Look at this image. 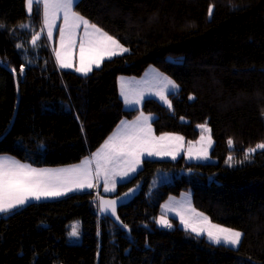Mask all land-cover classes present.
<instances>
[{
	"label": "trees",
	"instance_id": "1",
	"mask_svg": "<svg viewBox=\"0 0 264 264\" xmlns=\"http://www.w3.org/2000/svg\"><path fill=\"white\" fill-rule=\"evenodd\" d=\"M74 11L129 51L87 75L61 69L42 34L40 7L29 16L26 0H0V155L37 168L75 165L122 120L146 113L155 134L187 141L199 139L206 122L216 161L143 160L113 195L134 190L118 209L127 230L99 214L105 194L95 189L4 214L0 264H264V149L244 159L264 143V0H79ZM237 27L238 43L230 36ZM150 67L177 83L171 107L150 98L128 109L120 77H142ZM159 172L174 180L155 187ZM186 192L213 222L242 232L238 247L198 237L176 218L171 228L157 223L163 203ZM78 220L84 241L71 243Z\"/></svg>",
	"mask_w": 264,
	"mask_h": 264
},
{
	"label": "snow or ice",
	"instance_id": "2",
	"mask_svg": "<svg viewBox=\"0 0 264 264\" xmlns=\"http://www.w3.org/2000/svg\"><path fill=\"white\" fill-rule=\"evenodd\" d=\"M40 0H26L29 16L31 15L33 4L39 5ZM79 0H43L44 9V24L48 28V37H52V28L55 26V19L60 12H63V26L60 27V47L63 51L56 50L55 55L57 62L61 68H71V49L75 45L76 30L83 26L84 38L80 42V67L76 68L77 72L87 75L92 70V65L95 64L97 68L100 67L101 61L107 56L111 58L118 54L128 52L129 49L124 47L119 40L109 35L96 24L91 23L88 19L81 16L73 9L78 7ZM38 11V8H37ZM211 15V8L209 9ZM0 25V28H3ZM22 28H30V25H20ZM39 39V33L32 36L31 43L36 44ZM16 47L20 49L22 45L17 44ZM24 66L21 65V73ZM15 71V69H13ZM161 76L163 74H160ZM165 88L178 87L174 81L167 77H163ZM125 102L130 103L125 93ZM165 103L171 107V102L167 99L164 93L157 92ZM191 98V97H190ZM131 103H139V100L131 101ZM150 116L141 113L134 121H121L117 131L110 136L101 146L94 157L99 161L101 158L109 162H122L126 167L124 170L112 173L111 187H109V176L106 170L105 187L104 190L114 191L116 186L115 175L128 177L129 173L135 172L137 166L141 162V157L147 156H171L173 159L179 150V142L183 140L181 136L163 135L155 137L152 135L151 125L149 123ZM205 131H209L207 123L199 125ZM204 137L201 136V140ZM209 144L211 137H208ZM165 142H176L175 146H171ZM229 148L233 147V140H228ZM257 149H264V143L257 144L255 148H249L245 151L244 159H248L252 153ZM189 157H192V150L189 148ZM196 158H207V149H203L196 154ZM233 157L229 155L226 163L231 164ZM242 163L243 161H238ZM89 161L85 159L81 165L74 166L69 169L57 170L55 172L45 169L33 168L30 164L21 163L10 156H0V214H8L13 210L22 207L29 203L30 200H40L47 197H58L65 195L67 192L74 189H84L94 187L91 180V172L88 168ZM99 174V164L97 168ZM134 191L130 189L129 192ZM124 196H128L125 193ZM117 199H121L117 197ZM117 200L105 201L101 198L100 210L101 212L111 211L112 215L116 212ZM194 211V210H193ZM197 216L202 217L201 224L203 226L197 227L190 224L187 219L181 216V223L185 230L190 229L196 236L206 234L208 239L215 244H226L231 246H238L241 242L242 233L228 227L214 224L203 213H196ZM118 219V217H117ZM158 224L164 227L171 228L172 224L165 217H160L157 220ZM124 227H127L125 225ZM71 236H77L76 228H73L70 233Z\"/></svg>",
	"mask_w": 264,
	"mask_h": 264
},
{
	"label": "rangeland",
	"instance_id": "3",
	"mask_svg": "<svg viewBox=\"0 0 264 264\" xmlns=\"http://www.w3.org/2000/svg\"><path fill=\"white\" fill-rule=\"evenodd\" d=\"M35 6H39L40 7L41 18L43 20L44 13H42V8H43L42 3L39 4V5L33 4L32 12H33V9H34ZM27 11H28V6H27ZM32 12H31V14H32ZM28 13H29V11H28ZM62 21H63V12H60L58 14L57 18L55 19V26L52 28V37L49 38L50 42L52 44L53 55H54L55 61H56L58 66H59V64L57 62L56 55H55V51H56L55 43L57 41V40L55 41V38L56 39L58 38V50L62 51V53H63L64 50H62L60 48V32H59L60 27L63 26V23H64V21L63 22ZM42 27H43V24H42ZM47 33H48V28H47ZM42 34L45 35L44 28H42ZM230 36H231V40L232 41L237 39L236 43L240 42V39H242V31H241V29L239 27L235 28L233 31L230 32ZM82 38H84V31H83V28H79V29L76 30V35H75V41L76 42H75V45L71 49V62L74 65V67L75 66L80 67V59H79V57H80V46H79V40H81ZM125 53H123V54H125ZM119 55H122V54H119ZM74 71H76V69H74ZM90 72H88V73H90ZM160 74H163V75L161 76ZM163 77H167L170 80L174 81L171 77H169L168 75L162 73L161 71H159L155 67H150L142 77H127V76L120 77V94H121V97L125 101V95H122V92H123V93H125L127 95L128 100L130 101V103H126L125 102L126 107L128 109L141 108L143 103H144V101L146 99H150V98L159 99L162 103H164L165 105H168L167 103H165L164 100L161 99V97L159 95H157V92H161L162 91L164 93V95L167 96V99L169 100L168 95L170 93L176 92L178 90V87L171 88V86H167L165 88V82L163 80ZM175 84L177 85L176 82H175ZM136 100H139V103H131V101H136ZM144 114L147 115V116H150V119L154 118V115L146 114V113H144ZM207 128L210 129V127L208 125H207ZM151 130H152V135L155 136V137H160V136H163V135L181 136V137H183L180 134H173V133L157 135V134H155L152 126H151ZM201 136L204 137L203 140H201V137H200L199 139L194 140V141H187L183 137V140L179 142V150H178V153H177L175 159H177V158H179L181 156H185L187 161H189V162H215L216 160L211 156V150H212L213 145H214V140H213L212 135H211V130L209 132V131H205L204 129H202ZM209 136L211 137V143L210 144H209V141H208V137ZM165 143H168L171 146H175V144H176V142H165ZM189 148H191V150H192V157L191 158L188 155ZM205 148L207 149V158L206 159L205 158H196V154L201 152ZM145 159L163 160V159H173V158L171 156H156V155L147 156V155H144V156L141 157V162L137 166L136 171L129 173L128 177H124L122 179L121 176H119V175H115L114 176V179L116 180V186L118 187V185L120 183H124V182L130 180L133 176H135L136 173L142 168L143 160H145ZM235 162H236L235 160H232L231 164L234 165ZM125 167L126 166L122 162H117V161L109 162V161L106 160V163L103 166V168L99 169V174L98 175H100L101 182H103L104 185H105L106 170H107L108 176H109V185L108 186L111 187V179L113 178L112 177V173L114 171H116V172L122 171V170L125 169ZM189 172L190 171L187 172L186 170H184L183 173L184 174H188ZM91 176H92V171H91ZM173 180H174V175L171 172H159L155 176V178L153 180V185L155 187H158V186H160L161 184H163L165 182H172ZM103 191L105 193H107L105 190H103ZM196 213H202V212L197 210L194 207V205L192 203V195H191L190 192L183 193L181 196H172V197H170L166 201V203H165V205H164V207L162 209V216L165 217L169 221V223H170V218H176V219L179 220L180 225L183 228H185V227L181 223V216H183L185 219H187L189 221V223L193 224L194 226H197V227L203 226L200 223L201 220H202V217L197 216ZM204 215L207 216L206 214H204ZM210 221L212 223H214V224H217V223L213 222L211 219H210ZM159 225L161 227H164L161 224H159ZM218 225H220V224H218ZM221 226H223V225H221ZM224 227H226V226H224ZM73 228H76V230L78 232V235L77 236H71L70 235V237H69L70 238V242L71 243H82L84 241L83 222L80 221V220L73 222L71 224V232H72ZM228 228H230V227H228ZM188 230L191 231L190 229H188ZM201 236L207 237L206 234H202ZM207 239H208V237H207ZM224 245H226V244H224ZM228 246L236 248L239 245L238 246L228 245Z\"/></svg>",
	"mask_w": 264,
	"mask_h": 264
},
{
	"label": "crops",
	"instance_id": "4",
	"mask_svg": "<svg viewBox=\"0 0 264 264\" xmlns=\"http://www.w3.org/2000/svg\"><path fill=\"white\" fill-rule=\"evenodd\" d=\"M41 3H42V5H43V0H40L39 4H41ZM34 4H36V3H34ZM42 13H44V9H43V8H42ZM61 20H62V19H61ZM62 22H63V21H62ZM42 24H43V28H44V31H45L46 39H47V41H48L50 47L52 48V44H51L50 39H49V37H48V35H47V27H46L45 24H44V18H43V20H42ZM80 28H83V26H81ZM56 40H57V41H56ZM55 41H56V43H55V45H56V50H58V38H57V39L55 38ZM80 42H81V40H79V46H80ZM60 48H61V47H60ZM118 55H119V54H118ZM112 57H114V56H112ZM112 57H111V58H112ZM106 59H110V58L106 56V57L101 61V63H102L104 60H106ZM58 67H59V66H58ZM77 67H78V66H75V67H74V65H73V67H71V68H61V67H59V68H61V69H68V70H72V69H73V70H74V69H76ZM94 68H96L95 64L92 65V70H93ZM78 73L84 75V74L81 73V72H78ZM134 120H135V119H134ZM134 120H123V121L131 122V121H134ZM152 120H153V119H150V120H149V123H150L151 126H152ZM119 125H120V124H119ZM119 125H118V126H119ZM152 127H153V126H152ZM117 128H118V127H117ZM117 128H116V130H115L114 132L117 131ZM153 130H154V128H153ZM114 132H113V133H114ZM113 133H112V135H113ZM112 135H111V136H112ZM99 149H101V147H100ZM99 149H98V150H99ZM98 150H97V151H98ZM97 151H96V152H97ZM96 152H94V153H96ZM94 153H92L89 157L86 158V159L90 162L89 165H88V168H89L90 172L92 171L91 180H92V183H93L94 187H92V188H84V189H82V190H83V191H89V190H91V189H95L97 192L99 191V192H102V193L105 194V195L113 196V195H115V193L117 192V188H118V187L116 186L114 191H108L107 193H105V192L103 191L105 185H104L103 182H101V180H100V175L97 174L98 164H99V169L103 168V166H104L105 163H106V159L101 158V159L98 161L97 158L93 156ZM0 156H9V155H0ZM10 157H12V156H10ZM13 158H14V157H13ZM15 159H16V158H15ZM16 160H17V159H16ZM84 160H85V159H84ZM84 160H83V161H84ZM83 161H82V162H83ZM20 162H21V161H20ZM82 162H80V163H78V164H75V165L63 166V167H44V168H37V167H34V166H32V167H33V168H36V169H45V170H50V171L55 172V171H57V170L69 169V168H72V167H74V166L81 165ZM21 163H23V162H21ZM82 190H81V189H74L73 191L67 192L65 195L58 196V197H47V198H41V199L38 200V201H44V200H55V199L62 198V197H64V196H66V195H68V194H71V193H74V192H82ZM99 192H98V193H99ZM36 201H37V200H30L29 203L36 202ZM29 203H28V204H29ZM165 203H166V202L163 203V205H162V209H163ZM26 205H27V204H26ZM24 206H25V205H24ZM13 211H14V210H13ZM2 215H4V214H0V216H2ZM179 223H180V222H179Z\"/></svg>",
	"mask_w": 264,
	"mask_h": 264
},
{
	"label": "water",
	"instance_id": "5",
	"mask_svg": "<svg viewBox=\"0 0 264 264\" xmlns=\"http://www.w3.org/2000/svg\"><path fill=\"white\" fill-rule=\"evenodd\" d=\"M17 88H18V83H17ZM128 193V196H124V194L122 195H116V196H108V195H102L99 197V214L103 217H109L114 223L118 224L119 226L123 227V223L121 221V219L119 218L118 215V209L124 205H127L128 203H130L133 195H134V191L132 192H126ZM117 197H120L121 199H117ZM101 198H103L105 201H110V200H117V204H116V212L115 215H112L111 211L108 212H101L100 210V203H101ZM118 217V219H117ZM125 230H127L125 227H123Z\"/></svg>",
	"mask_w": 264,
	"mask_h": 264
}]
</instances>
